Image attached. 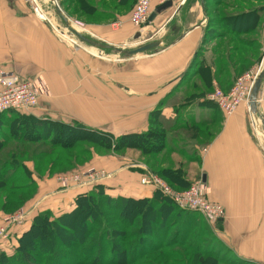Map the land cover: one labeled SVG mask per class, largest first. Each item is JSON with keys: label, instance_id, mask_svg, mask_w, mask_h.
I'll use <instances>...</instances> for the list:
<instances>
[{"label": "rangeland", "instance_id": "obj_1", "mask_svg": "<svg viewBox=\"0 0 264 264\" xmlns=\"http://www.w3.org/2000/svg\"><path fill=\"white\" fill-rule=\"evenodd\" d=\"M57 1L73 26L88 37L134 48L140 40L132 37L133 32H141L143 37L154 33L152 23L140 28L130 24L128 32L123 28L121 21L128 20L136 0H121L126 2L122 6L120 0H95L98 15L83 12L78 0ZM217 1L206 2L210 12H216ZM222 1L220 7H225L226 13L221 17L237 25L241 32L215 34L213 47L210 48L211 42L206 45L210 46L206 62L211 61L215 67L213 78L209 70L203 69L202 74L195 70L172 88L167 81L177 73L176 68L158 70L155 76L146 71L149 65L162 66L157 64L158 59L149 56L151 51L124 55L114 49L93 47L71 34L51 0H22L23 8L32 18L37 17L39 46L34 48L27 43L21 30L16 36L10 31L12 37L4 38L7 47L0 45V66L36 81L39 103L31 110H14L0 118V228L4 229L0 236V264L82 261L81 250L88 254L92 245L57 243L56 233L74 239L83 222L64 221L68 228L60 230L57 220L80 204V195L95 189L115 197L150 199L154 204L150 214L156 222L153 228L146 226L151 231L145 233L142 215L132 225L103 218V223L110 222L116 232L127 233L120 237L115 249L109 241L104 242L102 250L108 256L101 258L103 263L114 253L121 255L116 262L122 260L120 249L124 247L126 264H144L145 255L161 264H262L241 257L222 240L216 230L224 229V223L214 210L213 221H209L201 212L179 206L157 188L152 177L174 197H180L193 185L205 184L198 163L191 157H196L198 145L192 137L201 127L188 125L182 114L188 105L196 108L200 98L209 100L216 87L230 89L251 70L253 61L263 64L260 54L261 48L264 52V22L259 18L257 27L247 29L245 26L250 23L245 10L251 9L249 5L243 0ZM252 4L251 7H262V0ZM251 13L255 12L247 15ZM224 21L213 24L222 32ZM116 22L121 24L120 29L114 26ZM22 26L27 32L28 23L23 22ZM163 31L158 32L159 37L168 33ZM235 53L238 59L233 62ZM244 57L247 61H242ZM237 63L234 83H222L220 76L226 79ZM41 124L45 126L44 133L35 131L37 127L41 129ZM256 130L264 144V133ZM16 136H23L19 139L24 140H15ZM17 148L22 150L16 152ZM76 184L80 186L69 190ZM197 200L211 208L221 206L222 216L226 217L225 207L207 193ZM45 224L57 232H49ZM69 226L76 231L72 233ZM145 242L160 244L159 249L145 254L150 246ZM41 247L45 248L43 261L35 256ZM53 247L67 254L53 257ZM92 250L96 253V247Z\"/></svg>", "mask_w": 264, "mask_h": 264}, {"label": "crops", "instance_id": "obj_2", "mask_svg": "<svg viewBox=\"0 0 264 264\" xmlns=\"http://www.w3.org/2000/svg\"><path fill=\"white\" fill-rule=\"evenodd\" d=\"M206 1L174 0L172 7L158 13L152 21L147 23V25L152 23L153 34L148 37H143L138 31L131 34L135 38L136 34L141 33L142 40H156L161 38L158 32L162 30L168 32L162 37L165 48L148 51L149 56L158 59L157 64L162 66L157 68L149 65L146 71L155 76L158 70L170 71L176 68L177 73L167 81L172 88L183 79L187 80L195 70L197 74H202L203 69L209 70L211 76L212 69L215 70L211 61L206 62L208 50L216 41L213 37L206 36L209 22ZM23 3L25 2L22 0H0L1 46L7 47V41L4 38L12 37L11 32H14L16 36L20 30L22 34L24 33L27 43L34 48L39 46L37 31L40 26L37 17L32 18L28 10L23 8L25 7ZM159 3V0L154 1L153 10ZM180 5L182 7L176 12ZM262 7L263 11L259 12V17L260 21L264 22V0H262ZM23 22L28 23L27 32H23ZM121 22L128 32L131 24L129 17L127 21ZM197 24L200 25L189 31L182 40L171 44L181 32ZM31 27H34V32H31ZM177 27H180L179 31ZM262 28L263 41L264 24ZM209 42L211 47H206ZM262 51L263 48H261V58L264 57ZM233 55V62H236L238 54ZM218 58L220 59L221 56ZM242 61H247V58L244 57ZM238 65L239 63L235 64L233 71L226 79L222 80L223 75H221L220 81L234 83L238 74L236 71ZM261 65L262 63L253 61V65L249 68L259 71ZM169 90L170 88L166 92L168 93ZM208 101L207 98H200L197 107L188 105L182 116L185 121H188V125L197 124L201 127L196 131L197 136L192 137L198 140V145L195 150L196 157H191L198 163L202 177L205 176L204 185L209 198L225 207L226 217L220 219L221 223H224V229L221 227V230L216 231L222 235V240L241 257L264 264V144L257 134L249 101L242 103L231 115L226 114L215 103ZM259 108L264 117V80L259 93ZM191 153L189 152V155ZM77 187L79 185L71 186L69 190Z\"/></svg>", "mask_w": 264, "mask_h": 264}, {"label": "trees", "instance_id": "obj_3", "mask_svg": "<svg viewBox=\"0 0 264 264\" xmlns=\"http://www.w3.org/2000/svg\"><path fill=\"white\" fill-rule=\"evenodd\" d=\"M206 1V0H205ZM236 1H240V0H236ZM247 5H249V11H246V18H249V25H246L245 27H251V28H255V26L257 25V22L259 21V12L263 11V7H251L253 6L252 3H256L259 1L255 0L256 2H254V0H243ZM80 9L83 10V12L85 13H94L95 15L100 14V12H98V5H96L95 0H78L77 1ZM208 2V0L206 1ZM222 0H218L217 1V10L216 12L213 13L210 12L209 8L206 5V11L207 14L209 16V22H208V26L206 29V36H214L215 34H217L218 36H224V35H220V33L224 32H229L230 34L232 33H236L239 32V28H237V25H233L231 22H225L223 20V17H221L222 15H224L226 13V8L223 7L221 8L220 6L222 5ZM261 3V2H260ZM121 6L123 4H126V2H123L120 0L119 3ZM262 6V4H261ZM244 11V12H245ZM255 12L252 13L250 15H247L250 12ZM243 13V12H242ZM223 22V29H225L224 31L221 32V30H219V27H217L215 24L220 25ZM215 23V24H213ZM257 27V26H256ZM241 29V28H240ZM232 32V33H231ZM241 32V31H240ZM239 32V33H240ZM14 112V110H12ZM12 111H6L4 112L0 118L3 117V115L5 116V113H9ZM11 115V114H10ZM9 115V116H10ZM7 118V116H6ZM42 125V124H41ZM39 126V125H38ZM41 130L45 131V126L42 125L41 129H39L38 127L35 128V131ZM23 136H16L13 137L18 140H24V139H19L22 138ZM30 137V136H28ZM1 142L5 143L4 140H2ZM30 143V141H29ZM21 151V148H17V151ZM17 162V161H16ZM6 165H13V162L11 164H8L7 162H5ZM5 166V165H4ZM1 177V176H0ZM98 191V192H96ZM148 200L150 199H134L131 197H115V196H111L109 194L104 193V191H99V190H93L91 192H87L83 195H80L77 198V202L80 204L76 205V208L71 211L70 213L63 215L59 218V220H57L58 226H60V230L64 227L68 228V226L64 225V221L67 220H80V222H83V224L79 227L80 230H78L77 235L75 236L74 239H70V238H63L61 237L60 234L56 233L57 236V243H69V241L71 243H69V245L71 246V244L74 245H80L82 243H85L86 245H92V247H90L89 253L86 254L84 252V249L81 250V252H83L82 254H80L79 256H82V261H76V264H126L128 262V259H126V257L124 256V253L126 252L125 248H121L120 252L123 254L122 256V260H120L119 262H116L117 260L115 259H119V257L121 255L119 254H113V255H109V260L106 263H103L101 261V258L103 259V257H107V254H104L105 252L102 250L104 248V242L109 241L114 247L115 249V245H117L118 241L120 240V237H124L126 234L124 233V231L121 233L116 232V229L111 226L110 222H108L107 224L103 223L102 219L103 218H108L107 221H114V220H119L121 221V224H134L136 222V219L138 218V216L142 215V220H143V224H142V229L144 230L145 233H150L151 229L146 227L149 224L151 225V227H154V224H156L155 222V218H152V214H150L151 209L153 207V202L150 200V202H148ZM144 204V205H143ZM146 204V205H145ZM167 204H164V206ZM146 207V208H145ZM162 208L160 207L158 209V211H160ZM162 213V211H161ZM123 218V219H122ZM127 218H130L129 220H127ZM122 219V220H120ZM100 221V226L98 224V222ZM36 223H34L33 226H35ZM74 225V224H73ZM149 225V226H150ZM52 226V225H51ZM71 226V225H70ZM70 228L71 231H73L72 233H74V228ZM45 229L48 230L49 232L54 233V231L57 232V229L54 227H50L49 225L45 224ZM118 231V230H117ZM29 232V231H28ZM55 239V240H56ZM22 242V241H21ZM106 242V243H109ZM105 243V244H106ZM146 245L149 244V242H145ZM65 245V244H64ZM149 249L147 251H145L146 253H151L154 251H157L158 246L160 244H149ZM96 247V253L94 252V250H92L93 248L95 249ZM44 247V246H43ZM41 247L40 248V253L38 252L35 256H38L40 260L43 261V258H41L42 253L44 252L45 248ZM43 251V252H42ZM173 251V250H171ZM20 252V251H19ZM160 252V250H159ZM163 252V251H162ZM174 252V251H173ZM50 253H52V256L54 257L56 255H60V256H64L67 254V252H58V250H55V247H53L50 250ZM144 253V251L142 252ZM141 253V254H142ZM22 254V252H21ZM140 254V253H139ZM140 254V255H141ZM142 254V255H145ZM174 254V253H172ZM139 255V256H140ZM152 255V254H151ZM102 256V257H101ZM23 257V256H22ZM135 256H132L131 261L134 260ZM145 258V263L144 264H161L160 260L154 259L152 258V256H144ZM202 261H206L204 260V258H200ZM207 262V261H206ZM29 264V263H28ZM164 264H166L164 262ZM209 264H214L213 262H210Z\"/></svg>", "mask_w": 264, "mask_h": 264}, {"label": "built area", "instance_id": "obj_4", "mask_svg": "<svg viewBox=\"0 0 264 264\" xmlns=\"http://www.w3.org/2000/svg\"><path fill=\"white\" fill-rule=\"evenodd\" d=\"M155 0H136L134 8L129 16L131 24L137 28L149 22L150 15L153 11V3ZM167 0H159V5ZM114 26L120 29L121 24L116 22ZM254 70H250L243 76L239 77L237 82L228 90H223L216 87L214 91L208 96L209 100L217 104L226 114L231 115L236 109L245 102H248L249 93L253 81L257 75ZM39 103V87L36 81L21 77L19 74L9 71L0 66V116L6 111H23L35 108ZM153 177V182L157 188L171 197L179 206L187 209L197 210L201 212L206 219L212 220V211L214 210L219 219H222L223 209L221 206L210 207L204 201L197 200L198 197L206 195L207 191L204 184L193 185L189 189L182 192L179 196H172L170 192ZM96 180H91V183ZM79 185V184H76ZM80 186V185H79ZM22 217L19 216L20 220ZM15 221V219H14ZM13 222L10 223V225ZM4 232L0 228V236Z\"/></svg>", "mask_w": 264, "mask_h": 264}, {"label": "water", "instance_id": "obj_5", "mask_svg": "<svg viewBox=\"0 0 264 264\" xmlns=\"http://www.w3.org/2000/svg\"><path fill=\"white\" fill-rule=\"evenodd\" d=\"M51 1L55 5V9L57 10V13L61 16L62 20L65 22L66 28L71 30V34L76 35L81 41L93 47L100 48V49H114L116 52H119L124 55H134V54L146 52L149 50H158L159 48H165L162 37L156 40H148V39L142 40L141 33H138L135 35V39H139L140 41L137 42L136 44L137 46L134 48H127L128 44L119 45V44L110 43L105 39H96L93 37H88L84 35L81 31L76 30V28L73 26L72 20L65 14V12L61 8L57 0H51ZM173 5H174V0H167L163 2L162 4L158 5L155 8V10H153V12L151 13L149 21H152L157 16L158 13H161L162 11L166 10L167 8L172 7ZM181 7L182 5L179 6L176 12H178V10ZM199 25L200 24H197L193 26L192 28H190L189 30L181 32L177 36V38L174 41H172L171 44L177 43L180 40H182L189 31H191L192 29H194L195 27ZM177 30L179 31L180 27H177ZM263 80H264V60H263V64L260 67V70L258 71L253 81V84L251 86V90L249 93V99H248L250 112L256 124L255 128L264 133V117L262 116L260 112V108H259V93H260V90L263 84ZM204 179H205V176L203 180Z\"/></svg>", "mask_w": 264, "mask_h": 264}, {"label": "bare ground", "instance_id": "obj_6", "mask_svg": "<svg viewBox=\"0 0 264 264\" xmlns=\"http://www.w3.org/2000/svg\"><path fill=\"white\" fill-rule=\"evenodd\" d=\"M153 12V11H152ZM74 25V24H73ZM77 30V29H76ZM78 31V30H77ZM211 101V100H210ZM216 104V103H215ZM217 105V104H216Z\"/></svg>", "mask_w": 264, "mask_h": 264}]
</instances>
